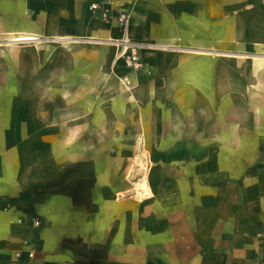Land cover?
Masks as SVG:
<instances>
[{
    "label": "crops",
    "instance_id": "crops-1",
    "mask_svg": "<svg viewBox=\"0 0 264 264\" xmlns=\"http://www.w3.org/2000/svg\"><path fill=\"white\" fill-rule=\"evenodd\" d=\"M26 40L85 108L0 123V264H264V0H0ZM102 135L160 153L147 189Z\"/></svg>",
    "mask_w": 264,
    "mask_h": 264
},
{
    "label": "rangeland",
    "instance_id": "rangeland-1",
    "mask_svg": "<svg viewBox=\"0 0 264 264\" xmlns=\"http://www.w3.org/2000/svg\"><path fill=\"white\" fill-rule=\"evenodd\" d=\"M6 41H0V113H6L5 119L0 123L8 128L14 125L17 117L29 118L31 113L44 112L52 108L56 112L64 111L66 114H77L82 111L77 100L78 89L70 87L47 86L49 79L55 84H63L59 81L62 73L57 71H46V53L40 56V51L31 50V42H15L2 45ZM33 53V54H32ZM92 108L94 104L86 105ZM61 107V108H60ZM65 108V109H64ZM60 110V111H59ZM123 122L120 127H125ZM137 127V126H135ZM102 143L111 139L117 141L124 150L112 153V159L117 163L112 168L113 173L119 176L127 175L135 183L136 190L147 189L148 178L153 176L155 166L158 164L159 152L135 150L131 151L133 144L142 145L143 137H132L126 135L98 136ZM93 156L97 153H87ZM62 152L56 150L55 156L60 157ZM103 169H99L104 170ZM89 170V169H88ZM121 182V180H120Z\"/></svg>",
    "mask_w": 264,
    "mask_h": 264
},
{
    "label": "built area",
    "instance_id": "built-area-1",
    "mask_svg": "<svg viewBox=\"0 0 264 264\" xmlns=\"http://www.w3.org/2000/svg\"><path fill=\"white\" fill-rule=\"evenodd\" d=\"M92 10H98L99 5L95 4L91 7ZM109 12L106 10L103 13L104 18H109ZM118 22L122 25L124 30V38L117 41L118 52L116 54V60H122L124 64L133 70H142L144 68V61L141 57V45L131 41L128 38V18L125 15L118 17ZM35 225H39V222H35ZM29 256L33 258L34 253H30ZM259 264V263H255Z\"/></svg>",
    "mask_w": 264,
    "mask_h": 264
},
{
    "label": "bare ground",
    "instance_id": "bare-ground-1",
    "mask_svg": "<svg viewBox=\"0 0 264 264\" xmlns=\"http://www.w3.org/2000/svg\"><path fill=\"white\" fill-rule=\"evenodd\" d=\"M20 40H22V41H23L24 39H20ZM26 41H27V40H26ZM29 41H30V40H29ZM14 42H15V41H14ZM20 42H21V41H20Z\"/></svg>",
    "mask_w": 264,
    "mask_h": 264
}]
</instances>
